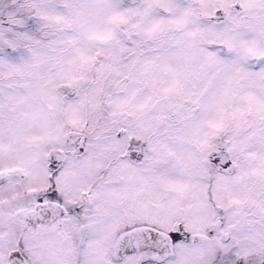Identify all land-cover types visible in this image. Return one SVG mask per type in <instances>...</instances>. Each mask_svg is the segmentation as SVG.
<instances>
[{
    "label": "snow or ice",
    "instance_id": "obj_1",
    "mask_svg": "<svg viewBox=\"0 0 264 264\" xmlns=\"http://www.w3.org/2000/svg\"><path fill=\"white\" fill-rule=\"evenodd\" d=\"M0 264H264V0H0Z\"/></svg>",
    "mask_w": 264,
    "mask_h": 264
}]
</instances>
